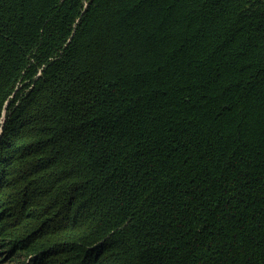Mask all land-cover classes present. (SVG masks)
Masks as SVG:
<instances>
[{"label": "trees", "instance_id": "trees-1", "mask_svg": "<svg viewBox=\"0 0 264 264\" xmlns=\"http://www.w3.org/2000/svg\"><path fill=\"white\" fill-rule=\"evenodd\" d=\"M0 264H264V0H0Z\"/></svg>", "mask_w": 264, "mask_h": 264}, {"label": "water", "instance_id": "water-1", "mask_svg": "<svg viewBox=\"0 0 264 264\" xmlns=\"http://www.w3.org/2000/svg\"><path fill=\"white\" fill-rule=\"evenodd\" d=\"M0 133H1V131H0Z\"/></svg>", "mask_w": 264, "mask_h": 264}]
</instances>
